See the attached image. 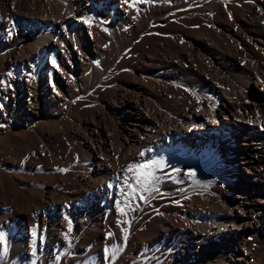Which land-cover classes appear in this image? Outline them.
<instances>
[{
	"label": "bare ground",
	"instance_id": "6f19581e",
	"mask_svg": "<svg viewBox=\"0 0 264 264\" xmlns=\"http://www.w3.org/2000/svg\"><path fill=\"white\" fill-rule=\"evenodd\" d=\"M0 82L1 262L264 264V0H0Z\"/></svg>",
	"mask_w": 264,
	"mask_h": 264
},
{
	"label": "snow or ice",
	"instance_id": "6c2138e0",
	"mask_svg": "<svg viewBox=\"0 0 264 264\" xmlns=\"http://www.w3.org/2000/svg\"><path fill=\"white\" fill-rule=\"evenodd\" d=\"M55 63V61H53ZM2 83V82H0ZM143 155V153H141ZM164 164L163 161L153 160L150 162H143V163H132L129 164L124 171L126 173H131V177H125V188H128L131 190V194L133 196L137 192L138 188L141 189L144 192H150V191H157L158 189L154 188V184L158 182V177L156 176V172L158 169L163 168ZM60 171H67V169H60ZM190 175H194L190 174ZM131 180V183H128V180ZM140 199H145L144 196H140ZM121 213H124V209H120ZM72 231V225L71 222L68 224V232ZM109 236L112 235V233L108 234ZM4 234L2 231H0V241H3ZM123 239L127 240V231L125 230V234ZM35 245V241L33 242ZM71 246V245H69ZM119 249L117 247H114L112 249V259H115V253ZM7 247L0 248V259H3V255L6 254ZM36 249L33 248V254L35 255ZM109 249L105 248V259H109ZM59 257H57V260ZM33 264H35V261H33Z\"/></svg>",
	"mask_w": 264,
	"mask_h": 264
},
{
	"label": "rangeland",
	"instance_id": "374dc122",
	"mask_svg": "<svg viewBox=\"0 0 264 264\" xmlns=\"http://www.w3.org/2000/svg\"><path fill=\"white\" fill-rule=\"evenodd\" d=\"M178 25H180V24H178V23H176L175 22V24H174V27H178ZM234 140L235 141H237L238 140V135H237V137H235L234 138ZM171 141V139L169 138V137H164V140H163V144L165 143V142H170ZM159 151H163L164 150V147H162V146H160L159 147ZM236 156V154H234V157ZM233 157V158H234ZM233 158H232V160H230V168L231 169H234V167H235V165H239V163L237 162V159H236V157L234 158V160H233ZM228 160V159H227ZM229 162V161H228ZM233 171V174H234V170H232ZM233 178H235V177H233ZM247 178H248V174L247 173H245L244 172V174H242V175H240L239 176V178H238V180L237 179H235L237 182L238 181H240V182H244L245 180H247ZM99 222H102V223H104V219H103V216H102V214L101 215H99ZM180 249H181V247H180ZM8 262V263H7ZM15 262H13V261H10V260H8V261H6V262H1L0 261V264H14Z\"/></svg>",
	"mask_w": 264,
	"mask_h": 264
}]
</instances>
